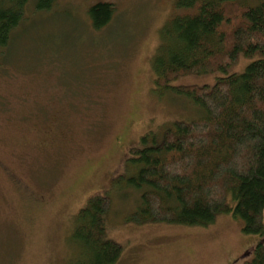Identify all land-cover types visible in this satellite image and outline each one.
<instances>
[{
	"label": "rangeland",
	"instance_id": "1",
	"mask_svg": "<svg viewBox=\"0 0 264 264\" xmlns=\"http://www.w3.org/2000/svg\"><path fill=\"white\" fill-rule=\"evenodd\" d=\"M34 1L0 49V264H75L74 218L95 194L110 197L105 234L121 247L115 264L251 259L264 234H244L230 213L206 227L127 219L140 195L122 188L129 151L200 114L154 85L152 60L176 0H106L114 11L99 30L87 13L98 0H56L43 11ZM257 59L241 55L225 72L169 85L212 86Z\"/></svg>",
	"mask_w": 264,
	"mask_h": 264
},
{
	"label": "trees",
	"instance_id": "2",
	"mask_svg": "<svg viewBox=\"0 0 264 264\" xmlns=\"http://www.w3.org/2000/svg\"><path fill=\"white\" fill-rule=\"evenodd\" d=\"M249 1H175L152 60L154 85L159 94L186 99L200 114L174 122L161 138L142 136L129 151L122 188L140 194L129 221L206 227L230 213L242 221L244 234H264V0ZM55 2L35 0L34 8L50 10ZM27 3L0 0V49L9 44ZM113 11L106 0L94 2L87 10L91 27H104ZM241 55L258 59L212 86L169 85L183 74L225 72ZM109 207L108 195L95 194L76 213L75 264L118 261L121 247L105 234ZM239 264H264V243Z\"/></svg>",
	"mask_w": 264,
	"mask_h": 264
}]
</instances>
